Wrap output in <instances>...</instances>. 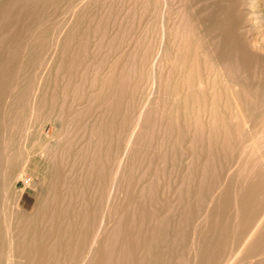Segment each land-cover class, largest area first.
Here are the masks:
<instances>
[{"label": "rangeland", "instance_id": "374dc122", "mask_svg": "<svg viewBox=\"0 0 264 264\" xmlns=\"http://www.w3.org/2000/svg\"><path fill=\"white\" fill-rule=\"evenodd\" d=\"M263 33L264 0H0V264L11 257L13 264H69L58 262L59 253L48 263L15 253L14 229L24 205L38 208V186L51 161H60V123L74 116L71 128L87 126L86 141L96 140L93 125L102 127L105 177L115 150L132 142L116 183L117 215L112 207L90 264H264ZM28 86L41 96L10 98ZM40 139L49 142L48 161ZM91 149L83 166L66 162L72 175L83 172L88 209L95 205ZM58 240L53 235L49 245Z\"/></svg>", "mask_w": 264, "mask_h": 264}, {"label": "bare ground", "instance_id": "6f19581e", "mask_svg": "<svg viewBox=\"0 0 264 264\" xmlns=\"http://www.w3.org/2000/svg\"><path fill=\"white\" fill-rule=\"evenodd\" d=\"M4 1V0H3ZM27 1V0H26ZM35 1V0H34ZM244 1V0H243ZM246 1V0H245ZM7 2V1H6ZM21 2V1H19ZM29 2V0H28ZM41 2V1H40ZM44 2V1H43ZM32 3V1L30 2ZM34 3V2H33ZM247 3V2H246ZM18 4V3H17ZM243 4V3H242ZM10 5V4H9ZM31 5V4H30ZM246 4H244L245 6ZM7 6V5H6ZM27 6V5H26ZM43 6V4H42ZM242 7V6H241ZM4 8V7H3ZM9 8V7H8ZM28 8V7H27ZM34 8V7H33ZM228 9V8H227ZM54 10V9H53ZM233 10V9H232ZM15 11V10H14ZM56 11V9H55ZM230 11V10H229ZM240 11V10H239ZM10 12V11H9ZM8 14V13H7ZM17 14V13H16ZM239 15V14H238ZM21 16V15H20ZM9 17V16H8ZM15 17V15H14ZM19 17V16H18ZM17 17V19H18ZM50 17V16H49ZM48 17V18H49ZM212 17V16H211ZM230 17V16H228ZM248 17V15H247ZM246 17V18H247ZM4 18V17H3ZM29 18V17H28ZM234 18V17H233ZM246 22H247V18ZM5 20L8 19L7 17L4 18ZM16 19V20H17ZM232 19V18H231ZM14 20V19H13ZM9 21V20H8ZM18 21V20H17ZM45 22V21H44ZM215 22V21H214ZM229 22V21H227ZM20 23V22H19ZM18 24V23H16ZM5 25V24H4ZM15 26V25H14ZM44 26V25H43ZM248 26V25H247ZM250 27V26H249ZM247 27V28H249ZM14 28V27H13ZM42 28V27H41ZM12 29V28H11ZM245 29V27H244ZM255 29V28H254ZM2 31V30H1ZM12 31V30H11ZM242 31V29H241ZM247 32H251L250 31H247ZM246 32V33H247ZM253 32V31H252ZM242 33V32H241ZM254 33V32H253ZM9 34V33H8ZM43 34V33H42ZM214 34V33H212ZM249 34V33H248ZM264 34V33H263ZM247 35V34H246ZM6 36V34H5ZM26 36V35H25ZM244 36V35H243ZM44 37V36H43ZM1 38V37H0ZM30 38V37H29ZM45 38V37H44ZM234 38L233 36L231 37V39ZM251 38V37H250ZM26 39V38H25ZM34 39V38H33ZM36 39V38H35ZM40 39V38H39ZM248 38H246L245 40L247 41ZM24 40V39H23ZM45 40L47 41V39L45 38ZM212 40V39H211ZM229 40V39H228ZM5 41V40H4ZM39 40H37L38 42ZM214 42V39L212 40ZM34 43V41H33ZM212 43V42H211ZM235 43V42H234ZM237 43V42H236ZM239 43V42H238ZM18 44V43H17ZM23 44V43H22ZM214 44V43H213ZM241 44V43H240ZM243 44V43H242ZM247 44V43H246ZM29 45V44H28ZM239 45V44H238ZM5 46V45H4ZM213 46V45H212ZM8 47V46H7ZM27 47V46H26ZM33 47L35 48V46L33 45ZM43 47V43H40V45L37 47L38 50H40L41 48ZM220 47V46H219ZM223 47V46H222ZM241 47V46H239ZM249 47V46H248ZM19 48V47H18ZM22 48V47H21ZM210 48L207 47V49ZM218 48V47H217ZM217 48L215 47L214 49L212 50H217ZM17 49V48H16ZM25 49V48H24ZM33 49V48H32ZM220 49L222 50V48L220 47ZM247 49V48H246ZM262 49V48H261ZM13 50V49H12ZM23 50V49H22ZM209 50V49H208ZM227 50V49H226ZM245 50V49H244ZM210 51V50H209ZM223 51V50H222ZM221 51V52H222ZM247 51H251V50H247ZM16 52V51H15ZM227 52V51H226ZM238 52V51H237ZM241 52V51H240ZM246 52V51H244ZM40 53V52H39ZM210 53V52H209ZM214 53V55L216 54V52H212ZM211 53V54H212ZM1 54V53H0ZM8 54V53H7ZM20 54V53H19ZM207 54H208V51H207ZM245 54V53H244ZM243 54V55H244ZM17 55V54H16ZM213 55V54H212ZM212 55H209L212 57ZM249 55V54H248ZM19 56V55H18ZM219 56V55H218ZM13 58V57H12ZM213 58V57H212ZM219 58V57H218ZM9 59V58H8ZM224 59V58H223ZM22 61V60H21ZM20 61V62H21ZM37 61V58L34 57V58H30L29 60V63L30 64H33V66L36 67V70H38L39 66L35 64V62ZM5 62V61H4ZM2 63V62H1ZM9 63V62H7ZM6 64V63H5ZM225 64V63H224ZM239 64V63H238ZM22 65V63H21ZM5 66V65H4ZM224 66V65H223ZM236 66V65H235ZM237 68V67H236ZM235 68V69H236ZM20 71H21V68H20ZM19 72V71H17ZM27 73V72H26ZM18 74V73H17ZM25 76V75H24ZM18 77V76H17ZM22 78V77H21ZM21 78L19 80H21ZM41 79V78H40ZM18 80V81H19ZM17 81V80H16ZM41 81V80H39ZM246 81V80H245ZM249 81V80H248ZM31 82V81H30ZM32 84V83H31ZM30 84V85H31ZM39 84V82H38ZM19 85V84H18ZM40 85V84H39ZM38 86V85H37ZM44 86V85H42ZM109 87V86H108ZM39 88V87H37ZM48 88V87H47ZM13 89V87H12ZM54 91V89H52ZM10 92V91H9ZM45 93V92H44ZM11 94H12V97H11ZM11 94H10V98H20V97H30L31 99L36 100L37 98H39L41 96V91L39 89H29V86L28 88H17L15 87V89H13L11 91ZM101 95V93H100ZM98 95V96H100ZM45 96V95H44ZM54 96V95H53ZM90 96V95H89ZM88 96V98H89ZM97 96V95H96ZM55 97V96H54ZM95 97V96H93ZM104 97V96H103ZM109 97V96H108ZM88 98H87V101H88ZM92 98V96H91ZM89 98V99H91ZM9 99V97H8ZM52 99V98H51ZM95 99H97L95 97ZM94 99V101H96ZM108 99V98H107ZM111 99V98H110ZM21 100V99H20ZM113 101V97L111 99ZM110 100V102H111ZM17 101V100H16ZM74 102V100H72ZM92 101V100H91ZM94 101H92L94 103ZM109 101V100H108ZM21 102V101H20ZM28 102H29V99H28ZM46 102V101H45ZM109 102V103H110ZM7 103V101H6ZM71 103V102H70ZM91 103V102H90ZM92 103V104H93ZM113 103V102H112ZM116 103V102H115ZM51 104V102H50ZM73 104V103H72ZM91 104V105H92ZM106 104L108 105L107 103V100H106ZM105 104V106H106ZM38 105V104H36ZM111 105V104H109ZM113 105V104H112ZM117 105V104H116ZM12 106V105H11ZM44 106V105H43ZM72 106V105H71ZM104 106V107H105ZM10 107V106H9ZM13 107V106H12ZM11 107V108H12ZM109 107V106H108ZM111 107V106H110ZM5 108V107H4ZM84 108V107H83ZM97 108H101L99 106H97ZM107 108V107H105ZM107 111V109H105ZM8 109V108H7ZM102 109V108H101ZM110 109V108H109ZM118 109V107H117ZM5 110V109H4ZM3 110V111H4ZM37 110V109H36ZM119 110V109H118ZM79 112H81L80 110H78ZM97 111V110H96ZM141 111V110H139ZM21 112H23L21 110ZM18 115V120H20L22 117H23V113H21ZM78 112V113H79ZM86 112V111H85ZM105 112V111H104ZM104 112L102 113V118L104 117ZM110 112V111H108ZM17 113V112H16ZM15 113V114H16ZM77 113V111H76ZM77 113V114H78ZM118 113V111H117ZM116 113V114H117ZM139 113V112H138ZM10 114V112H9ZM109 114V113H108ZM33 115V114H32ZM31 115V116H32ZM72 115V114H71ZM75 115V114H74ZM73 115V116H74ZM84 115V114H83ZM118 115V114H117ZM2 116V115H1ZM10 116V115H9ZM30 116V114H29ZM37 116V115H36ZM78 116H81V113L80 115ZM57 117V116H56ZM71 117V116H70ZM98 117V116H96ZM20 118V119H19ZM102 118L100 119L101 122H102ZM113 118V117H111ZM30 121L32 118H28ZM139 119V117L137 118V120ZM141 119V118H140ZM79 120V119H78ZM89 120V119H88ZM88 120L86 121V123L84 125L87 124ZM107 120V119H105ZM27 121V120H26ZM75 121V116L72 117L70 120H67V122L65 120H62L61 123H60V131L62 130L61 133H58L57 136H58V139L61 141V144L59 145L60 147V161L57 163H55L54 161H51L50 163V167H49V170L47 172V174L45 175V177L43 178V180L41 181V183L39 184V189L41 191V195H37L38 199H40V202H39V205H38V208L35 210L34 208H32V206L28 207V205H24L22 208H21V212L20 214L24 216V213L26 214L25 217H22V219H19L18 221V224L14 230H16L17 233H14V237H15V246H16V250H15V253L19 254V252H22L23 253V257L32 261V260H35V259H42L44 260L45 262H54L55 261V256L57 253H59L56 258L58 260V262L60 261H69V264H76L77 261H79V264H90L92 261V259L94 258V254L96 252L99 251V246L102 244L103 240H104V237L106 234V229H108V221L111 217V209L112 207L117 203L114 204V199L116 197V192H118L116 190V183L118 184L119 183V180H121L120 178L123 176V172H124V167L126 166V158H127V154L128 152L131 150H129V147H132V145L129 146V143L131 141H127V144H125V146L123 148L119 147L120 149H117L118 151L115 150L114 152V155H115V164L113 165V172L112 174L109 176V177H105L104 173L102 171H105L104 168L100 167V166H103L101 164V155H102V150H101V145H102V142L105 141L102 137V135L104 134V131L102 129L101 126H95L93 125V128L91 127L92 130H90V133L93 134V135H90V136H93V139L94 137L96 138V140H92L91 141V137L88 138L86 141V136H87V132L89 131V129L87 128V126L85 127H82V129L80 128V130H78L77 132H75V129H72L71 127V123L73 124V122ZM96 121V120H95ZM115 121V120H114ZM121 121V120H119ZM139 121V120H138ZM137 121V122H138ZM4 123V122H3ZM43 123V122H42ZM51 123L52 125L53 124V121L51 120ZM79 123V121L77 122ZM100 123V122H99ZM106 122H104L105 124ZM18 124V123H17ZM25 124V123H24ZM91 124V123H90ZM92 124H94V121L92 122ZM91 124V125H92ZM120 124V123H119ZM83 125V126H84ZM106 125V124H105ZM30 126V125H29ZM5 127V126H4ZM13 128V127H12ZM15 128V127H14ZM74 128V126H73ZM115 128V127H114ZM134 128V127H133ZM132 128V129H133ZM137 128V127H136ZM135 129V128H134ZM133 129V130H134ZM18 130V129H17ZM25 130V129H24ZM44 127H41V131H40V135H42L44 133ZM105 130V129H104ZM133 130L130 132L132 133ZM14 131L11 129V132ZM30 131V130H29ZM115 131V130H114ZM136 131V129H135ZM134 131V133H135ZM21 132V131H20ZM111 132V130H110ZM119 132V131H118ZM14 133V132H13ZM28 133V132H27ZM72 133H75V137L74 138H68ZM113 133V132H112ZM24 134V133H23ZM107 134V133H106ZM105 134V135H106ZM122 134V133H121ZM133 134V133H132ZM131 134V135H132ZM109 135V134H108ZM117 135V134H116ZM27 136V135H26ZM133 136V135H132ZM42 137V136H40ZM112 136H110L111 138ZM130 137V135H129ZM5 138V137H3ZM24 138V137H23ZM67 138V139H66ZM108 138V137H107ZM117 142H119V133L117 135ZM133 138V137H132ZM39 139V138H38ZM90 139V141H89ZM56 140V139H55ZM128 140V139H127ZM130 140V139H129ZM132 140V139H131ZM125 141V140H123ZM133 141V140H132ZM36 142V141H35ZM88 142H90V144H88ZM109 142V140L107 141ZM113 142V141H111ZM7 143V141H6ZM42 143V140L40 139V144ZM105 143V142H104ZM125 143V142H124ZM132 143V142H131ZM34 144V142H33ZM49 142L45 143V144H41L40 145V148H39V155H41L43 158L44 155H45V152L47 151L48 153V145ZM110 144V142H109ZM109 144L106 146H109ZM1 145V144H0ZM4 145V144H3ZM14 145V144H13ZM20 145V144H19ZM51 145V144H50ZM89 145L91 146L92 145V149L89 147ZM9 146V145H7ZM105 146V145H104ZM5 149H6V146H4ZM25 148V146H23ZM31 147V146H30ZM110 147V146H109ZM107 147V148H109ZM117 148V146H115ZM12 148V147H11ZM91 149V152L93 154V158L92 160L90 159L89 161H92V164L89 170V178H91V180L93 181V188H94V195L92 198H94V202H95V205H93L91 207V209L89 208H86L85 206H88L85 205L84 206V202H87L85 201V191H84V184H85V181L83 180L82 178V175L83 172L81 171H76L77 175H75V172H74V175L71 174L72 172V167H68L69 163H72L73 167H80L81 164L83 166V158L86 156V153L88 151H90ZM129 150V151H128ZM4 151V150H3ZM7 151V149L5 150V152ZM56 151V150H55ZM3 153V152H2ZM1 153V154H2ZM112 153V152H111ZM11 154V152H10ZM56 154V153H55ZM54 154V155H55ZM27 155V154H26ZM53 155V157H54ZM2 156V155H1ZM10 156V155H9ZM50 157V156H49ZM88 157V155H87ZM86 157V158H87ZM1 158V157H0ZM8 157H6V161ZM18 158V157H17ZM56 158V157H55ZM47 161L49 160L47 154H46V158H45ZM27 161V160H26ZM63 161H65V163L67 161H70L69 163H66V164H62ZM87 162V160L85 161ZM131 162V161H130ZM88 163V162H87ZM7 164V162H6ZM5 164V166H6ZM25 165V162L23 163V167ZM75 165V166H74ZM111 166V165H110ZM65 167V170L63 169ZM88 167V169H89ZM83 168V167H82ZM82 168H80L81 170H83ZM104 170H102V169ZM23 170V169H22ZM6 172V171H5ZM22 172V171H21ZM23 173V172H22ZM88 173V171L86 172ZM22 175V174H21ZM88 176V175H87ZM91 176V177H90ZM22 177V176H21ZM25 177V176H24ZM22 177V178H24ZM18 178H20L18 176ZM17 178V180H18ZM164 178V177H163ZM162 178V179H163ZM20 180V179H19ZM178 180V179H177ZM176 180V181H177ZM23 181V180H22ZM29 182H30V179L29 181H25V186H29ZM33 183V182H32ZM89 183V182H88ZM87 183V185H88ZM157 183V182H156ZM18 184V183H17ZM125 184V183H124ZM155 184V183H154ZM158 184V183H157ZM86 185V187H87ZM121 185V183H120ZM156 185V184H155ZM159 185V184H158ZM181 185V184H180ZM76 189V193L74 194L75 196V203H74V207L73 209L71 210V203L68 202L66 199L71 196V194H69V190L71 191V187H73ZM119 186V185H118ZM157 187V186H156ZM36 188V187H35ZM89 189V187H87ZM25 189V188H24ZM74 189V190H75ZM87 189V190H88ZM179 189V187L177 188ZM93 189H91L92 191ZM4 191V190H3ZM120 191V190H119ZM28 192V191H27ZM167 192V191H166ZM169 192V191H168ZM6 193V192H5ZM73 193V192H72ZM164 193V192H163ZM92 194V192L90 193ZM170 194V192H169ZM168 194V195H169ZM90 196V195H88ZM92 196V195H91ZM6 197V196H5ZM20 197V196H19ZM27 197V196H26ZM72 197V196H71ZM91 198V197H89ZM168 198V197H167ZM166 198V200H167ZM20 199V198H19ZM4 200V199H3ZM72 200V199H70ZM93 201V199H92ZM114 204V205H113ZM3 205V204H2ZM14 205V204H13ZM12 205V206H13ZM16 205V204H15ZM17 205H18V202H17ZM169 205V204H168ZM117 206V205H116ZM114 206V207H116ZM14 207V206H13ZM17 207V206H16ZM113 207V211H114V208ZM255 207V206H254ZM259 208V207H258ZM19 209V208H18ZM117 210V209H115ZM254 210V209H252ZM3 211V209H2ZM24 212V213H23ZM116 212V211H114ZM253 212V211H251ZM264 213V212H263ZM117 215V212L115 213ZM114 214V215H115ZM110 215V217H109ZM112 215H113V212H112ZM250 215V213H249ZM263 215V214H262ZM121 216V215H120ZM21 217V216H20ZM257 217V216H256ZM12 218V217H11ZM10 218V219H11ZM97 218H98V225L96 226V222H97ZM262 218V217H261ZM259 217V220L261 219ZM264 219V218H263ZM23 220H26V221H23ZM247 220V219H246ZM251 220V219H250ZM258 220V219H257ZM251 222V221H250ZM256 222L258 221H255L253 224L255 225ZM261 222V220L259 221ZM11 223V222H10ZM111 223V222H110ZM252 223V222H251ZM5 224V223H4ZM17 224V223H16ZM251 224V225H253ZM260 224V223H259ZM257 226H255L254 228H251V229H255L258 228V223L256 224ZM11 226V225H10ZM9 226V227H10ZM241 226V225H240ZM244 227V226H243ZM240 228V229H243ZM260 227V226H259ZM151 228V226H150ZM153 228V227H152ZM10 229V228H9ZM250 229V230H251ZM145 230V229H144ZM147 230V228H146ZM249 230V231H250ZM11 231V229H10ZM240 231V230H239ZM245 230H243L244 232ZM259 231V229H258ZM261 231V230H260ZM15 232V231H13ZM116 232V231H115ZM141 232V231H140ZM241 232V231H240ZM248 232V231H247ZM12 231L10 232V236L12 235L11 234ZM114 233V232H113ZM252 233V234H251ZM140 234V233H139ZM239 234V233H238ZM250 237L255 234L254 233V230L250 233H249ZM53 235H57L59 236V240H58V244L57 246H52V245H49V238H51ZM248 235V234H247ZM256 235V234H255ZM117 236V234H116ZM141 236V235H140ZM145 236V235H144ZM143 236V238H144ZM243 236V234H242ZM108 237V236H107ZM235 237V236H234ZM249 237V239H250ZM254 237V236H253ZM112 238V237H111ZM142 238V237H141ZM139 237V239H141ZM143 238H142V242H143ZM153 238V237H151ZM246 238H248V236H246ZM245 238V239H246ZM9 239V238H7ZM12 239V238H11ZM10 239V240H11ZM115 239V238H114ZM148 239V238H147ZM159 239V238H158ZM14 240V239H13ZM12 240V241H13ZM56 240V239H55ZM106 241V240H105ZM108 241H111V239H109ZM107 241V242H108ZM251 241V240H250ZM55 242V241H54ZM106 242V243H107ZM157 242V241H155ZM246 242V240H245ZM11 243V241H10ZM52 243V242H51ZM110 243V242H109ZM145 244V240L143 242ZM158 243V242H157ZM232 243V242H231ZM237 243V242H236ZM247 243H248V240H247ZM13 244V242L11 243V245ZM104 244V243H103ZM108 244V243H107ZM106 244V245H107ZM239 244V241L238 243ZM242 244V243H241ZM246 243H244L245 245ZM250 244V243H249ZM20 245L23 246L22 248V251H19L20 250ZM56 245V244H55ZM86 245V247L84 248V250L87 248V253H83L85 254L84 256L82 255L81 252L83 247ZM109 245V244H108ZM234 245H236L234 243ZM248 245V244H247ZM14 246V245H13ZM71 246L74 247L73 250H70L71 249ZM105 246V244H104ZM238 246H241V245H238ZM12 247V246H11ZM108 247V246H107ZM242 247V246H241ZM240 248V247H239ZM245 247H243L242 249H244ZM13 249V248H12ZM241 249V250H242ZM70 250V251H69ZM238 250V249H237ZM3 251V249H2ZM9 251H12L11 248ZM234 251V250H233ZM233 251H231L233 253ZM238 254H240V249L238 250ZM246 252V251H244ZM100 253V252H99ZM237 253V251H236ZM236 253H235V257H236ZM66 254V255H65ZM237 254V255H238ZM2 255V254H1ZM83 256V258H81L80 256ZM232 255V254H230ZM11 257V255H8ZM62 256V258H61ZM215 256V255H214ZM223 256V255H222ZM228 257V255H227ZM19 258V257H18ZM98 258V257H97ZM163 258V257H162ZM238 258V257H237ZM62 259V260H61ZM225 259V258H224ZM233 259V258H232ZM230 259V260H232ZM235 259V258H234ZM20 260V259H19ZM101 260V259H100ZM228 261V259H226ZM99 261V259H98ZM7 262V261H6ZM8 262L9 264H13V260H12V257L8 259ZM229 262V261H228ZM226 262V263H228ZM233 262V261H232ZM231 262V263H232ZM236 261H234V264H235ZM19 263V262H18ZM230 263V262H229ZM228 263V264H229ZM230 263V264H231ZM237 263V262H236ZM32 264V262L30 263ZM224 264H225V261H224Z\"/></svg>", "mask_w": 264, "mask_h": 264}]
</instances>
